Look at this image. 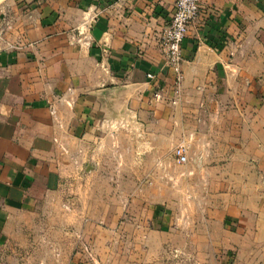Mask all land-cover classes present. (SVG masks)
<instances>
[{"label": "crops", "instance_id": "crops-1", "mask_svg": "<svg viewBox=\"0 0 264 264\" xmlns=\"http://www.w3.org/2000/svg\"><path fill=\"white\" fill-rule=\"evenodd\" d=\"M174 12V0H0V244L86 181L127 183L137 134L163 167L185 145L205 191L252 190L224 218L264 247V0H202L180 94L160 46ZM214 134L229 158L214 159Z\"/></svg>", "mask_w": 264, "mask_h": 264}, {"label": "rangeland", "instance_id": "rangeland-1", "mask_svg": "<svg viewBox=\"0 0 264 264\" xmlns=\"http://www.w3.org/2000/svg\"><path fill=\"white\" fill-rule=\"evenodd\" d=\"M214 140V159L229 158L220 134ZM162 159L157 145L142 150L140 136L128 134V182L110 192L107 182L86 181L84 194L38 208L0 244V264H264V247L224 218L233 204L249 208L255 193L228 197L219 184L205 191L199 166L172 156L163 167Z\"/></svg>", "mask_w": 264, "mask_h": 264}, {"label": "built area", "instance_id": "built-area-1", "mask_svg": "<svg viewBox=\"0 0 264 264\" xmlns=\"http://www.w3.org/2000/svg\"><path fill=\"white\" fill-rule=\"evenodd\" d=\"M175 12L168 24L162 31L160 46L166 57V64L175 73L174 91L180 94L181 84L184 78L182 70L183 54L182 44L188 34L189 26L197 17L202 0H174ZM153 79L155 74H148ZM176 102L175 100L173 101ZM175 156L177 163L185 164L188 162V152L185 145L176 147Z\"/></svg>", "mask_w": 264, "mask_h": 264}]
</instances>
